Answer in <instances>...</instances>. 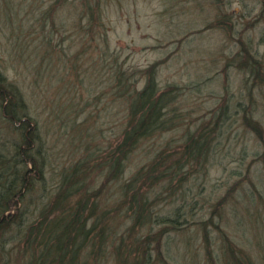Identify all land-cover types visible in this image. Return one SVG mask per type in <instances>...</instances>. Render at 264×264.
Segmentation results:
<instances>
[{
    "label": "rangeland",
    "instance_id": "rangeland-1",
    "mask_svg": "<svg viewBox=\"0 0 264 264\" xmlns=\"http://www.w3.org/2000/svg\"><path fill=\"white\" fill-rule=\"evenodd\" d=\"M52 2L0 0V69L25 92L36 131L46 142L44 183L21 202L26 225L55 194L62 172L118 134L125 112L115 95L118 65L142 86L144 71L157 62L160 84L178 87L172 106L182 124L142 141L127 160L124 178L165 143L183 140L188 128L209 121L217 136L200 170L185 180V197L166 198L157 206L160 215L171 217L177 210L178 220L187 222L166 234L165 257L155 251L150 263L206 264L204 226L214 254L224 259L216 223L264 264V202L258 196L264 199V141L244 124L242 110L246 106L264 126V88L238 65L243 47L264 64V0H108L106 54L100 53L101 40L85 42L81 32H72L68 6L56 12L58 28L50 20L44 23ZM223 14L228 22L222 26L229 31L217 21ZM20 134L0 115V139L9 155ZM96 174L88 178L89 184L97 178L93 187L102 180ZM118 183L108 184L101 203L111 206L118 199ZM236 183L216 214L213 204ZM158 226L154 222L153 228ZM19 228L13 223L1 234L0 264H21L28 256ZM99 264H116V256Z\"/></svg>",
    "mask_w": 264,
    "mask_h": 264
},
{
    "label": "trees",
    "instance_id": "trees-1",
    "mask_svg": "<svg viewBox=\"0 0 264 264\" xmlns=\"http://www.w3.org/2000/svg\"><path fill=\"white\" fill-rule=\"evenodd\" d=\"M106 1L53 0L44 11L43 21L50 20L58 28L56 12L68 6L72 32H81L79 37L85 42L101 40L100 53L106 54L110 51L104 19ZM217 21L230 30L229 26H222L228 22L226 14L219 15ZM242 51L238 65L249 69L256 85L264 88V64L246 47ZM157 65L154 62L146 68L142 86L118 65L115 95L121 106L119 110L123 111L122 107L125 110L119 120L118 134L100 149L87 150L74 166L62 172L57 191L27 225L26 204L21 202L37 183H44L46 142L36 131L25 92L0 69V115L21 133L20 141L12 143L10 155L0 139V236L13 223L23 227L19 229L23 231V251L28 256L21 264H99L112 256H116V264H152L155 251L160 259L165 257L166 234L180 229L178 225L187 221L178 220L181 213L177 210L176 216H162L157 206L166 198L172 202L176 197H185L188 191L184 193L185 180L190 173L200 170L217 133L209 121L194 130L188 128L183 140L165 143L130 177L124 178L127 160L142 141L182 124L172 106L178 87L160 84ZM242 110L244 124L264 141L263 124L248 113L246 106ZM93 173L102 178L98 187L91 185L97 178L91 184L88 182ZM111 182H119L118 199L108 206L100 198ZM237 188L236 183L217 199L213 204L216 214H221V207ZM258 196L264 202L262 194ZM154 222L158 223L157 228H153ZM214 225L220 231L224 259L214 254L204 226L203 241L208 247L206 264H258L249 251L224 235L218 224ZM3 248L4 245L0 250Z\"/></svg>",
    "mask_w": 264,
    "mask_h": 264
}]
</instances>
